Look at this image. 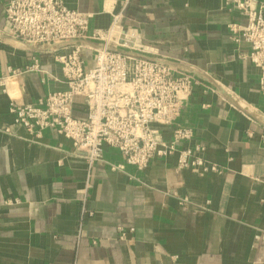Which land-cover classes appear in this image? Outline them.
<instances>
[{"label":"crops","instance_id":"obj_1","mask_svg":"<svg viewBox=\"0 0 264 264\" xmlns=\"http://www.w3.org/2000/svg\"><path fill=\"white\" fill-rule=\"evenodd\" d=\"M66 1L92 14L90 31L106 30L121 6ZM241 21L232 0H129L123 26L136 42L202 81L180 124L195 132L186 146L201 144L218 171L179 169L177 154L145 171L114 170L110 163L125 160L106 147L86 202L93 214L84 216L85 159L54 130L36 136L14 124L10 110L13 99L35 103L68 89L62 67L36 46L1 43L0 264H264V92L260 69L240 57L246 44L232 38L229 25ZM82 56L91 68L93 51ZM81 104L76 114L85 116ZM158 127L169 140L171 129Z\"/></svg>","mask_w":264,"mask_h":264},{"label":"built area","instance_id":"obj_2","mask_svg":"<svg viewBox=\"0 0 264 264\" xmlns=\"http://www.w3.org/2000/svg\"><path fill=\"white\" fill-rule=\"evenodd\" d=\"M128 3L121 0L106 30L90 31L92 14L71 8L66 0H7L6 24L0 29V45L13 40L36 46L51 53L62 67L68 89L50 92L35 103L13 99L10 110L14 124L36 136L54 130L72 141L73 154L85 159L82 216L93 214L86 202L106 147L117 149L125 160L110 163L114 170L128 164L145 171L154 159L177 154L179 169L218 171L217 166L205 164L201 144L186 146L195 132L180 124L202 81L136 42V34L123 26ZM232 7L242 18L229 25L232 38L246 44L240 57L260 69L259 86L264 92V0H232ZM94 41L97 45L90 43ZM85 48L93 51L91 68L85 67ZM37 63L28 70H38ZM20 72L10 69L11 74ZM79 100L85 116L76 114ZM158 126L171 129L169 140ZM128 231L121 229V238Z\"/></svg>","mask_w":264,"mask_h":264}]
</instances>
